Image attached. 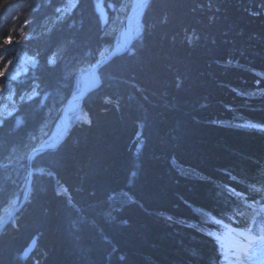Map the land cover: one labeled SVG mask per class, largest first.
<instances>
[{
	"label": "trees",
	"instance_id": "obj_1",
	"mask_svg": "<svg viewBox=\"0 0 264 264\" xmlns=\"http://www.w3.org/2000/svg\"><path fill=\"white\" fill-rule=\"evenodd\" d=\"M67 1L0 0V90L14 55L36 63L0 117V213L23 198L26 157L82 73L122 44L132 0H76L59 16ZM137 18L67 137L30 157L0 264H223L217 221H264V131L241 126H264V0H149Z\"/></svg>",
	"mask_w": 264,
	"mask_h": 264
},
{
	"label": "water",
	"instance_id": "obj_2",
	"mask_svg": "<svg viewBox=\"0 0 264 264\" xmlns=\"http://www.w3.org/2000/svg\"><path fill=\"white\" fill-rule=\"evenodd\" d=\"M149 0H133L131 5H130V9L129 11L126 13V15L124 16V21L122 23V30H123V34H122V44L118 47L115 48V50L112 51H108L106 52V54H104L101 57H98L97 61L95 63H93V66H91L88 70V83L87 85L83 88L82 91L73 94L69 99H67V101L65 102V104L63 105V107L61 108V113L59 115L58 118V131H57V136L58 139L51 143V144H47L46 141L40 143V145H38L37 147L31 149L29 151V154L27 155V173H26V186H25V193L23 198L20 200V202H18L16 204V206L9 212L8 216L0 222V231L7 225L10 223V221H12L15 217H16V213L20 211V209L23 207V205L25 204L26 199L29 197L30 194V187H31V169H29V164H30V160H31V156L35 153H39L40 151H52L55 150L57 147L60 146V144L62 143V141L67 137L69 130L71 129V123L69 122V118H68V111L67 108L69 106L72 105V103L74 101H79L80 103L83 102V98L88 95L89 93L93 92L94 89H96V87H98L100 85V76H98V70L100 67L104 66V63H107L108 61L112 60L113 58H115V56L117 55H121L126 53V51L128 50V48L130 47L132 41V32L130 30V22L132 19H134L136 17V15L144 8V6L146 5V3ZM63 125L62 129L61 126ZM36 245V241L35 239H33L28 246L25 249V253L29 254L33 251L34 246Z\"/></svg>",
	"mask_w": 264,
	"mask_h": 264
},
{
	"label": "rangeland",
	"instance_id": "obj_3",
	"mask_svg": "<svg viewBox=\"0 0 264 264\" xmlns=\"http://www.w3.org/2000/svg\"><path fill=\"white\" fill-rule=\"evenodd\" d=\"M133 1V0H132ZM76 0H68L67 3L65 5H63L61 8H59L58 13L59 16H63L65 14H67L70 9L74 6ZM132 3V2H131ZM138 18L136 17L135 21H131L130 23V29L132 27L136 28V23H137ZM124 21V18L122 20V23ZM133 29L135 32L136 29ZM121 30H122V25H121ZM122 34H123V30L121 31V37L119 38V41L122 42ZM110 51L107 47L103 48V50L99 53V57L103 56L104 54H106V52ZM35 59L32 56H29L28 54H16L14 55L13 58H11L9 61L6 62L5 64V71H4V75H5V80H7L6 84L4 85V87L0 90V117L1 118H5L6 116L11 115L14 112V107L16 105V101L14 99V94L13 91L11 90V83L13 81H15L16 79H19L23 76H26V74H28L32 69H34L35 67ZM91 67V66H90ZM89 67V68H90ZM81 88H83V85L86 86L88 83V71H84L81 75ZM36 95L35 90H32L30 92H28L27 94H25V97H33ZM69 116L70 115H75L77 112V108H74L72 106V108H70L69 110ZM79 119H81L82 121H86L87 117L84 116H78ZM56 134V132H55ZM57 135V134H56ZM56 141V136L52 137L51 142H55ZM18 203V201L16 199H13L9 202V206L5 209H3L0 213V222L3 221L8 215L9 211H11L16 204ZM224 233V232H223ZM218 235L216 237V239L219 241L220 243V239L222 238V235ZM264 234V229L260 230V234ZM258 235V237H255L251 240H249L248 242H250V245L253 247L254 245L256 246V244H260L261 247H264V238H260ZM216 236V235H215ZM259 241V242H258ZM221 247H223V244L220 243L219 244ZM252 249V248H251ZM222 251V262L224 264H242L241 261H239L238 259H234L231 257L230 251L229 250H223L221 248ZM232 252V251H231ZM233 253V252H232ZM246 264H260V263H255V262H251L250 260H248V262H246Z\"/></svg>",
	"mask_w": 264,
	"mask_h": 264
},
{
	"label": "bare ground",
	"instance_id": "obj_4",
	"mask_svg": "<svg viewBox=\"0 0 264 264\" xmlns=\"http://www.w3.org/2000/svg\"><path fill=\"white\" fill-rule=\"evenodd\" d=\"M140 1V0H137ZM136 18L132 19L131 21H135ZM75 94V93H74ZM81 104L79 101H74L71 106L67 108V111L72 108H77ZM63 125L61 126L62 129ZM58 130V128H57ZM56 130V132H57ZM237 235L235 236L231 230H227L224 232V235L222 236L223 240V248L225 250H234L233 257L239 258L241 261L248 262L250 260L251 262L264 264V247H261L260 244H256L252 247V249H249L251 240L250 236L247 234H244L241 230L236 229ZM243 237H241V236ZM259 242V241H258ZM246 255L243 254L244 250H248Z\"/></svg>",
	"mask_w": 264,
	"mask_h": 264
},
{
	"label": "snow or ice",
	"instance_id": "obj_5",
	"mask_svg": "<svg viewBox=\"0 0 264 264\" xmlns=\"http://www.w3.org/2000/svg\"><path fill=\"white\" fill-rule=\"evenodd\" d=\"M241 126L245 127V128H251V129H255V130L264 131V126L253 123V122H245Z\"/></svg>",
	"mask_w": 264,
	"mask_h": 264
}]
</instances>
